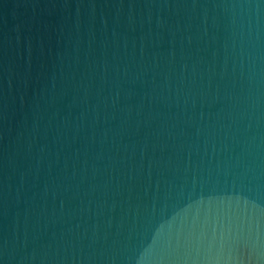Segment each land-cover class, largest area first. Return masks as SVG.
Wrapping results in <instances>:
<instances>
[{"label": "water", "instance_id": "water-1", "mask_svg": "<svg viewBox=\"0 0 264 264\" xmlns=\"http://www.w3.org/2000/svg\"><path fill=\"white\" fill-rule=\"evenodd\" d=\"M0 264H264V0H0Z\"/></svg>", "mask_w": 264, "mask_h": 264}]
</instances>
